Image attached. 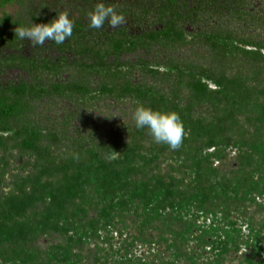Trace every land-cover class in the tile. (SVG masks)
I'll use <instances>...</instances> for the list:
<instances>
[{"label":"trees","instance_id":"obj_1","mask_svg":"<svg viewBox=\"0 0 264 264\" xmlns=\"http://www.w3.org/2000/svg\"><path fill=\"white\" fill-rule=\"evenodd\" d=\"M139 1L132 12L113 3L156 22L131 43L88 27L96 0L23 2L0 17V74L28 77L0 82V264H264V0ZM61 12L74 28L59 58L15 38L18 24ZM151 43L192 46L197 61L121 55ZM65 68L81 79L56 82ZM126 94L134 110L140 101L177 111L182 146L155 143L132 117L92 114ZM49 97L74 106L37 104ZM114 150L119 158L107 159Z\"/></svg>","mask_w":264,"mask_h":264},{"label":"clouds","instance_id":"obj_2","mask_svg":"<svg viewBox=\"0 0 264 264\" xmlns=\"http://www.w3.org/2000/svg\"><path fill=\"white\" fill-rule=\"evenodd\" d=\"M87 20L88 27L91 29H102L106 25L110 28H117L125 22V16L107 0H96L94 7L87 14ZM73 28L74 23L69 14L61 12L58 15L55 14L47 22L18 24L15 29V38L19 41H29L33 49L38 46L43 47L46 41L60 46L73 36ZM125 103H127L126 99ZM132 120L135 128L146 129L155 143L167 146L173 151L182 146L185 128L177 111L154 109L136 101ZM125 125L127 126L126 123ZM119 153L114 150L107 156V159L116 160L119 158Z\"/></svg>","mask_w":264,"mask_h":264},{"label":"flooded vegetation","instance_id":"obj_3","mask_svg":"<svg viewBox=\"0 0 264 264\" xmlns=\"http://www.w3.org/2000/svg\"><path fill=\"white\" fill-rule=\"evenodd\" d=\"M109 1V0H107ZM110 2H112L110 0ZM116 2V3H114ZM139 0H114L112 2V4H119V9L121 10H130V12H132L133 10L137 9V4H139ZM47 8V7H46ZM55 7H52V2H51V6L49 9H52V11L54 10ZM36 9H38V7H36ZM124 15V14H123ZM156 22H153L152 19L149 18H143L142 19H134L131 15H126L125 14V22L120 25L117 28H110L108 26H105L108 28V31L115 33L116 35H119L120 33L122 34H128L131 35V37H129V43L131 42H136L137 38H140L141 36L145 35L146 33H150V31L155 27ZM181 27H183L184 32L186 34H188L187 39H192V35L191 32H193L194 27L191 23H184L181 24ZM156 29H160L162 30V26H160V28H156ZM199 29V28H198ZM139 36V37H137ZM49 41L45 42V45L43 46V49L40 50V52H43V54H45V56H49V55H55L57 58H59V56L61 54H59L58 50H57V46L54 44H48ZM67 42V41H66ZM28 49H31V47H27ZM33 49V47H32ZM159 45H157L156 43H151L150 44V52H147L145 49L138 47L136 48L134 51H128L125 52L122 55V57H124L126 60L130 59L131 62L135 63L137 61L138 58H148L150 61H153L154 59H158V60H165L167 57H169V55H174L175 58L180 59L181 61L183 60H193V61H197L196 57H194V50L195 48H193L192 46H186V47H180L179 50L177 51H164L160 49ZM38 51V53H40ZM162 53V57L161 59H159L158 55L159 53ZM37 53V54H38ZM148 53V54H147ZM40 55V54H39ZM69 56V55H68ZM71 56V55H70ZM69 56V57H70ZM193 56V57H192ZM41 57V56H40ZM194 58V59H192ZM70 60H73L72 58H70ZM161 62H164L162 61ZM164 65H162L161 67H163ZM167 69L166 66H164V68H162V70ZM27 75L25 74V72L21 69L18 68H7L5 69V71L3 73L0 74V82L2 84L5 85V87H10L12 85V83H19L22 82L24 79H27ZM81 79V75L77 74L75 69L73 68H65L59 76H57L56 82H69L72 79ZM144 75L142 74V72L138 69L135 70L132 75L129 77V80L133 83H135L136 85L141 83L144 80ZM99 80H101L99 77H93L92 80H88L89 84L92 87H99V83H97ZM147 80H151V78H149V76L146 78ZM130 95H124L121 96V98H118L117 101H113L110 98L106 99L105 101H102L98 106L101 107L99 109H102L106 106H111L112 109H110V111H108L106 113H101L98 110H95L92 112L93 115H97L101 117V120L104 121H108V122H116V121H125L128 120V118L132 117V113L134 112V104L132 105V100L135 101L134 96L131 99ZM125 99L127 100V103H123L125 102ZM60 104V107L63 106H69V107H73V103H71L69 100H65V99H60V98H54V97H49L46 99H42L40 100V102H37V104L39 105H43V104ZM134 103V102H133ZM119 106H124V108H119ZM63 115V112H61V116ZM56 115H54L53 117H55ZM124 117V120H123ZM108 118V119H106ZM89 120V122H93V120L95 118H87ZM102 122L99 121V125Z\"/></svg>","mask_w":264,"mask_h":264},{"label":"rangeland","instance_id":"obj_4","mask_svg":"<svg viewBox=\"0 0 264 264\" xmlns=\"http://www.w3.org/2000/svg\"><path fill=\"white\" fill-rule=\"evenodd\" d=\"M39 1L41 0H13L11 3H8L4 7L0 8V17L2 16L3 12L12 16L22 12L24 10V6L22 4L23 2L26 5L30 3L38 5L40 3Z\"/></svg>","mask_w":264,"mask_h":264}]
</instances>
